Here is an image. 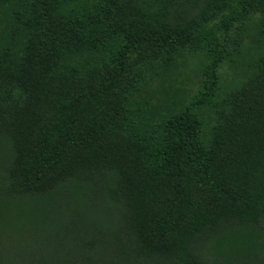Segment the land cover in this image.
Wrapping results in <instances>:
<instances>
[{
    "label": "trees",
    "instance_id": "1",
    "mask_svg": "<svg viewBox=\"0 0 264 264\" xmlns=\"http://www.w3.org/2000/svg\"><path fill=\"white\" fill-rule=\"evenodd\" d=\"M0 136L6 195L72 183L119 207L83 260L205 264L248 227L264 244V0H0Z\"/></svg>",
    "mask_w": 264,
    "mask_h": 264
},
{
    "label": "rangeland",
    "instance_id": "2",
    "mask_svg": "<svg viewBox=\"0 0 264 264\" xmlns=\"http://www.w3.org/2000/svg\"><path fill=\"white\" fill-rule=\"evenodd\" d=\"M194 68L190 65L185 74L179 76V86L192 89L197 86L200 75L194 72ZM10 153L8 139L0 136V256L12 258H0V264H20L23 256L30 258L33 254L35 257L32 259L43 254L46 258H54L52 262L56 264H113L104 246L99 250V259L92 258L89 262L83 260L80 252L83 241L89 236L105 237L117 227L119 207L95 190L72 183L64 187L60 196H8L4 193L3 184L4 167ZM102 230L104 235H100ZM236 233L231 244L224 240L218 245L219 251L207 241L202 247L205 264H264V244L260 233L251 227ZM259 241L262 248L255 249ZM38 261L43 262L41 258ZM117 264L130 262L120 259Z\"/></svg>",
    "mask_w": 264,
    "mask_h": 264
}]
</instances>
